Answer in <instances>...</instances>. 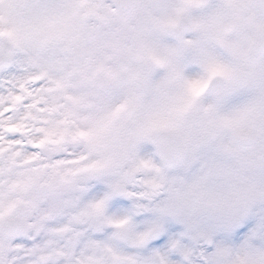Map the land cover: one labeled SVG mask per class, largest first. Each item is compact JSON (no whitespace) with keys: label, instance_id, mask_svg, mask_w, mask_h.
Listing matches in <instances>:
<instances>
[{"label":"snow or ice","instance_id":"6c2138e0","mask_svg":"<svg viewBox=\"0 0 264 264\" xmlns=\"http://www.w3.org/2000/svg\"><path fill=\"white\" fill-rule=\"evenodd\" d=\"M126 7L122 4L121 12ZM207 35L200 25L186 26L175 36L161 34L153 44L160 53L155 59L156 63L169 61L164 71L182 93V107L191 104L211 81L195 102L215 105L223 112L236 74L220 62L226 57ZM47 42V37H41L35 44ZM67 71H58L46 59L25 56L11 45L0 50V120L14 117L25 106L29 114L42 109L62 111L66 118L82 117L85 127L61 132V139L54 142L60 144L68 136L72 142L83 141L88 153L71 161L74 167L57 160L21 174L23 178L14 180L10 190H34V194L27 201H0V217H12L21 205L25 213H31L45 201L52 215L72 213V222L81 229L71 230L67 242L60 239L54 246L61 252L72 249L80 257L79 264H264V243H260L264 216L255 215L254 208L241 207L228 214L204 213L196 207L186 210L178 197L160 195L162 181L138 180L139 166L126 163L132 159L135 137L122 132L125 117L133 111L139 93L154 90L157 77L164 73L152 68L143 75L136 93L130 94L116 77L99 86L70 87ZM19 127L9 122L7 131L16 133L9 140H17ZM44 144L40 140L35 147ZM18 156L15 153L5 161L0 174H11ZM77 176L85 182H77ZM68 192L78 195L65 199ZM34 228L39 231L40 225ZM31 237L33 231L23 221L10 222L0 231V264H65L58 253L42 255L47 250L43 241Z\"/></svg>","mask_w":264,"mask_h":264},{"label":"rangeland","instance_id":"374dc122","mask_svg":"<svg viewBox=\"0 0 264 264\" xmlns=\"http://www.w3.org/2000/svg\"><path fill=\"white\" fill-rule=\"evenodd\" d=\"M8 2L7 14L0 2V42L5 39L25 56L46 59L58 71L67 69L64 75L70 77V87L103 85L110 75L122 72L121 85L127 86L128 93L135 94L142 59L148 56L155 62L156 70L164 74L157 77L154 90L141 93L144 101L125 118V124L129 121L134 126L132 134L142 128L163 125V119L168 116H165L168 104L173 102L171 106L176 111L181 107L182 93L164 71L169 61L161 59L160 63H156L155 59L160 57V53L153 44L161 35L160 28L164 24L185 11L192 26L206 28L207 39L215 43L226 57L220 62L235 72L243 64L255 31L264 25V14L256 0H140L135 18L131 21L133 35L110 23L109 14L100 7L82 11L80 6H66L63 0H30L23 7V0ZM100 3L109 1L100 0ZM242 5L249 6L245 16L240 13ZM33 15L38 20L31 18ZM90 19L92 23L88 22ZM237 19L245 21L246 26L243 33L234 36L229 27ZM35 26L39 27L37 32L40 31L36 37L38 40L47 37L48 42L43 46H37L36 41H29L35 34ZM251 90L247 86L232 89L223 112L215 105H198L196 123L216 124L220 128L209 130L208 139L203 138L197 143V162L193 163L195 149H190L185 160L170 171L174 175L190 174L189 179H202L207 186V191L203 193L206 195L205 203L202 204L204 213L214 210L218 214H228L236 210L233 202L239 199L238 191L244 188L249 174L260 170L251 169L246 164L245 158L249 151L234 147L229 141L230 132L241 133L252 128L258 134L259 142L251 151L264 157L261 140L264 138V109L249 98ZM202 108L211 111L202 113ZM226 122L230 123L229 127ZM194 143L196 140L192 139L190 144ZM143 146L137 145L132 156L136 154L141 157L139 154L143 153ZM135 157L130 163L139 164L143 170L155 167L153 172H159L152 160L145 165L146 160L136 161ZM245 208H254L255 215L264 216V206L250 204ZM260 243H264V239Z\"/></svg>","mask_w":264,"mask_h":264},{"label":"clouds","instance_id":"9594fccd","mask_svg":"<svg viewBox=\"0 0 264 264\" xmlns=\"http://www.w3.org/2000/svg\"><path fill=\"white\" fill-rule=\"evenodd\" d=\"M63 2L66 6H80L82 11L92 7H100L113 17L119 15L122 5V2H116V0L106 4H101L100 0H63ZM88 22L92 23L93 21L90 19ZM252 75L254 87L249 93V98L264 109V65L258 66ZM43 87L41 85V88ZM34 103H40V101ZM0 116H3V113H0ZM66 120L67 122H65ZM9 122L20 126L15 141L7 138L9 135H16V133L7 131ZM78 127H85L82 117L66 118L59 110L46 112L42 109H36L29 114L28 106H25L24 111H17L14 117H3V120H0V167L15 153H20V156L16 157V164L13 166L11 174L7 172L0 174V201L6 202L8 198L27 201L32 198L34 190L29 193L10 190L14 180L23 178L21 174L26 175L33 168H42L43 165L54 164L57 160L68 161L69 163L65 167H74L70 163L71 161L79 159L81 155L87 156L88 153L83 141L72 142L70 137L65 136L62 143L54 142L61 139V132H74ZM133 127L131 123L125 124L122 130L123 134L131 133ZM40 140H45V144L37 149L35 145ZM33 155L37 156L38 159L29 161L28 158ZM126 163H130V161ZM159 167V174L143 169L139 170L137 172L138 180L150 181L155 179L162 181L161 196L171 194L178 197L185 204L186 210L196 207L200 202L201 194L207 191V186L202 179L176 181L168 176L163 162H159ZM75 179L80 183L85 182L82 176H77ZM76 195L78 194L65 193V199H71ZM240 195L250 204L264 206V168L248 175ZM48 207L49 205L45 201L31 213H25L24 206L21 205L12 217H0V231L8 227L10 222L23 221L33 231L31 238L40 237L43 241V246L47 250L43 251L42 255L51 257L58 253L65 260V264H79L80 257L74 256L72 249L69 248L67 251L61 252L54 244L60 239L67 242L68 237L72 234L71 230L79 231L82 226L72 222V213L65 212L64 214L52 215L48 212ZM37 224L40 225L39 231L34 228ZM65 227L69 228L70 231L61 232L60 229ZM42 233L43 235H41ZM50 241L53 243L50 244ZM39 258L40 256L37 255L36 259L39 260Z\"/></svg>","mask_w":264,"mask_h":264},{"label":"water","instance_id":"95a60500","mask_svg":"<svg viewBox=\"0 0 264 264\" xmlns=\"http://www.w3.org/2000/svg\"><path fill=\"white\" fill-rule=\"evenodd\" d=\"M138 0H116V2H122L123 5H126L127 7L124 9V11H120L119 15L116 17L111 16L112 20L118 21L122 24H125V22H127L129 19H131L132 15H133V11L135 10V6L137 4ZM25 2H27V0H25ZM113 2V0H112ZM259 5L262 7L263 11H264V0H258ZM184 16H182L181 18H179L175 23L170 24L168 26H166L164 28L165 34L170 35V36H175L178 34V32L183 29L184 27H188L187 23L184 20ZM235 31L236 32H240L241 30V25H236L235 27ZM9 44L7 42L3 43V47L1 48V50L5 49L6 47H8ZM264 49V32H260L259 35L257 36V41L255 42L253 48H252V59L256 60L258 58V56L261 53V50ZM151 68L146 65L145 67V72L150 71ZM231 140L234 144L239 145V146H244V147H250L254 144V140H255V135L248 133L244 136H240V135H232ZM184 153L183 150V146H180V156H182ZM252 164L254 166H259L260 162L257 159L251 160ZM173 164V163H172ZM172 164H169L170 166H172Z\"/></svg>","mask_w":264,"mask_h":264},{"label":"flooded vegetation","instance_id":"af4514ba","mask_svg":"<svg viewBox=\"0 0 264 264\" xmlns=\"http://www.w3.org/2000/svg\"><path fill=\"white\" fill-rule=\"evenodd\" d=\"M252 82V80H251ZM203 111V110H201ZM215 127H207V126H198L196 125V119H195V112L192 111V108H190L189 110H187V112L185 111V113L183 114L182 118L177 122L176 125L173 126V130L178 132H181L183 135H185L187 142H189V147H191V149H194L196 147V144H191L190 145V141L192 139L194 140H199L200 136L202 134H204L205 132L208 133L209 130H214ZM135 139H140L142 138V135H140V132H136L133 134ZM134 153V152H133ZM196 158V156H194ZM145 160H148L147 157H145ZM159 174V173H158ZM169 177L175 179L176 181H186V180H193V179H189L190 175H174L171 173H167ZM205 199H204V195L203 193L201 194V198H200V202L199 204L196 206V208H198L200 211L204 212V208L202 207V204L204 203ZM240 202H243V198L240 197L239 199ZM208 213V212H206Z\"/></svg>","mask_w":264,"mask_h":264},{"label":"bare ground","instance_id":"6f19581e","mask_svg":"<svg viewBox=\"0 0 264 264\" xmlns=\"http://www.w3.org/2000/svg\"><path fill=\"white\" fill-rule=\"evenodd\" d=\"M9 0H0V2H2L3 3V8H4V12L7 14L8 13V11H9V2H8ZM35 17V15H33V16H31V18H33V19H35L34 18ZM35 20H38V17H36V19ZM33 21V20H32ZM35 23H37V22H34V24ZM38 28L39 27H37V26H35V29L36 30H34V35H32L33 37L29 40V41H32V42H35V41H37L38 39L36 38L37 37V35H38V33L40 32V31H38L37 32V30H38ZM33 32V31H32Z\"/></svg>","mask_w":264,"mask_h":264}]
</instances>
